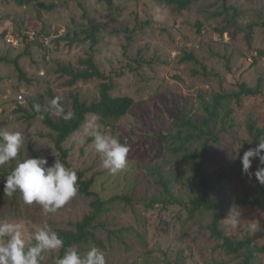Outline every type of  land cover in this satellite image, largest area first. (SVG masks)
Masks as SVG:
<instances>
[{
  "label": "rangeland",
  "instance_id": "374dc122",
  "mask_svg": "<svg viewBox=\"0 0 264 264\" xmlns=\"http://www.w3.org/2000/svg\"><path fill=\"white\" fill-rule=\"evenodd\" d=\"M39 1L52 8L0 0V57L17 58L24 73L21 79L13 64L0 62V130L24 134L18 156L0 166V221L19 224L30 235L44 223L56 232L74 230L91 213L94 196L79 192L48 214L39 204H26L19 192L4 194L5 178L19 162L45 157L51 165L56 157L82 172L84 179L93 177L91 191L100 198L129 197V202L116 201L100 214L97 243H80L68 251L84 255L97 247L106 264H239L212 235L211 211L189 215L198 176L195 159L185 153L199 154L206 144L203 169L214 171L234 162L242 168L239 157L250 143L248 120L264 133V0H194L183 10L156 0ZM90 23L99 27L95 45L75 38H82L80 31ZM29 31L52 39L47 44L40 38L30 41ZM88 56L111 84L110 94L129 96L134 103L107 125L94 114L86 115L81 128L62 143L67 153L62 160L56 132L38 117L27 119L20 107L31 113L41 103L57 118L50 106L54 97H60L66 113H71L74 97L86 104L97 101L102 80L71 85L70 77L58 70L61 65L84 69L80 61ZM258 80L257 94L223 98L213 108L217 97L239 92L241 84L253 88ZM185 120L200 127L202 135L181 149L173 135L179 129L198 132L183 124ZM94 124L130 146L124 170L111 174L102 166V154L93 143ZM256 166L253 161L249 174L242 172L248 186L254 185ZM165 180L170 195L163 189ZM217 187L229 199L218 228L233 240L247 236L264 246V210L231 202L242 195V181L232 177ZM43 255L41 264H55L64 256L60 249ZM253 264H264V252Z\"/></svg>",
  "mask_w": 264,
  "mask_h": 264
},
{
  "label": "trees",
  "instance_id": "16d2710c",
  "mask_svg": "<svg viewBox=\"0 0 264 264\" xmlns=\"http://www.w3.org/2000/svg\"><path fill=\"white\" fill-rule=\"evenodd\" d=\"M18 5H26L34 2L38 6L49 8L50 5L44 4L39 0H15ZM157 3L161 5H171L178 10H183L189 7V5L194 0H156ZM99 27L90 23L88 28L82 29L80 32L83 33V37L79 38L76 36L77 40L86 41L89 40L91 45L98 43L96 39V32ZM39 34V33H38ZM44 47V46H43ZM190 59L193 57L188 54ZM186 59H189L186 58ZM0 62H6L13 64L14 68L19 74L21 79H24V73L17 63V58L7 59L0 57ZM80 65L84 66V69L75 70L71 65H61L58 69L61 74L70 77L69 84H74L78 80H90L97 78L102 80L99 89V99L97 101H92L86 104L79 101L77 97L73 98L72 116L70 119H64L61 116L53 118L49 110L44 108L41 103V112L37 113L34 108L32 112L20 107V110L27 112V119H32L40 117L43 115L41 121L49 129L56 132L55 147L61 154L62 160L66 158V150L62 147V143L74 132L81 128L85 122L86 115L94 114L99 118V121L103 125H107L109 120H118L124 116L130 107L133 105L134 101L129 96H112L110 94L111 84L106 81L105 75L99 70L93 58L88 56L87 58L80 61ZM261 81L258 80L255 87H248L245 84L240 85V91L235 93H230L228 95H223L216 98L213 108L220 105V100L223 98L239 97L240 95H255L260 91ZM214 112V109H213ZM67 114L66 112H64ZM186 126L197 130V135L193 133L185 134L181 129H179L176 135H173V140L178 141V147L183 149L187 143H190L193 139L199 138L202 135L200 127L191 123L190 120H185L182 122ZM248 135L250 137V143L248 148L255 147L260 140H264L263 130L256 126L254 120L250 119L247 122ZM211 137H209L210 139ZM208 139V140H209ZM213 141H217V137L213 136L211 138ZM206 140V141H208ZM207 148L206 144L202 146L199 154L185 153L186 158L195 159L196 165L195 169L198 176V183L196 194L190 200L189 215L192 216L194 213L201 210L211 211L212 218L209 224V229L213 236L221 240V248L229 255L234 258H239V264H253L255 256L258 253L264 252V246L256 245L253 240L249 237H244L240 240H233L226 236L222 230L218 228L220 221L223 219L226 213V208L228 204V196L220 194L217 185L236 177L242 181V195L231 200L232 203L239 206L250 205L264 210V185H261L256 179L254 180L253 186H248L242 179V168L237 163H233L230 167H221L214 171H209L202 168V163L206 159ZM78 176V192L86 196H94V199L90 202L92 211L87 214L83 219L78 222L74 230H58L57 233L60 238L64 241V246L60 248L61 255H64L72 246L78 245L80 243H86L88 241L96 242L95 229L97 224L95 223L104 211L107 210V205L112 204L116 201L129 202V197L127 195H114L107 199L100 198L95 192L91 191V187L94 183V178L89 179L83 178V173L76 171ZM163 180V179H162ZM163 189L166 194L170 195V188L168 182L165 180L162 183ZM170 200V199H168ZM171 202V201H170ZM100 226V225H99Z\"/></svg>",
  "mask_w": 264,
  "mask_h": 264
},
{
  "label": "clouds",
  "instance_id": "9594fccd",
  "mask_svg": "<svg viewBox=\"0 0 264 264\" xmlns=\"http://www.w3.org/2000/svg\"><path fill=\"white\" fill-rule=\"evenodd\" d=\"M50 106L55 109L57 116L71 118L72 113H64L59 96L51 99ZM33 108L37 113L41 112L39 104H34ZM39 118L44 117L41 115ZM92 137L95 150L102 154V166L109 173L116 174L126 168L131 150L127 143H121L117 137L102 133L96 124L92 126ZM23 145V132L0 130V166L15 159ZM239 159L244 174H249L253 161H257L252 174L264 185V140L244 151ZM77 181L76 170L66 167L56 157L51 165L45 157H28L19 162L5 178L4 194L12 197L19 192L26 204L36 203L45 214L55 213L77 195ZM31 241L34 243H30ZM63 246V239L47 223L37 226L32 234L27 235L19 224L0 221V264H41L45 252L58 250ZM55 264H106V258L104 252L97 247H92L84 255L72 249L62 258L58 257Z\"/></svg>",
  "mask_w": 264,
  "mask_h": 264
},
{
  "label": "built area",
  "instance_id": "2783aa9c",
  "mask_svg": "<svg viewBox=\"0 0 264 264\" xmlns=\"http://www.w3.org/2000/svg\"><path fill=\"white\" fill-rule=\"evenodd\" d=\"M37 38H40L41 41H45V43L47 44L52 39V35L38 34V33L33 32V31H29L26 35V39H28L30 41L36 40ZM22 98H23V96L20 94L18 96V99L21 100Z\"/></svg>",
  "mask_w": 264,
  "mask_h": 264
}]
</instances>
